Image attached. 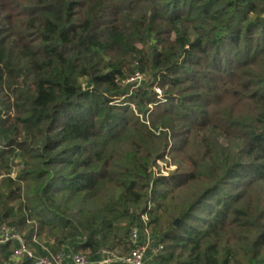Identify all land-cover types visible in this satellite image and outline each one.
I'll return each instance as SVG.
<instances>
[{
  "label": "trees",
  "instance_id": "trees-1",
  "mask_svg": "<svg viewBox=\"0 0 264 264\" xmlns=\"http://www.w3.org/2000/svg\"><path fill=\"white\" fill-rule=\"evenodd\" d=\"M0 178L38 255L264 264V0H0Z\"/></svg>",
  "mask_w": 264,
  "mask_h": 264
},
{
  "label": "built area",
  "instance_id": "built-area-1",
  "mask_svg": "<svg viewBox=\"0 0 264 264\" xmlns=\"http://www.w3.org/2000/svg\"><path fill=\"white\" fill-rule=\"evenodd\" d=\"M143 79L141 75H137L133 80ZM160 93V91H159ZM12 176H15L13 174ZM1 182V178H0ZM131 242L133 250L126 258H119L115 252L104 250L103 264H113L115 261H122L124 264H148L147 251L149 243L140 241V230L133 227L131 230ZM17 243L10 261L12 264H91L87 256L80 254H72L67 256L64 253H48L47 255H38L30 248L23 235L14 229L4 225L0 229V245Z\"/></svg>",
  "mask_w": 264,
  "mask_h": 264
},
{
  "label": "rangeland",
  "instance_id": "rangeland-1",
  "mask_svg": "<svg viewBox=\"0 0 264 264\" xmlns=\"http://www.w3.org/2000/svg\"><path fill=\"white\" fill-rule=\"evenodd\" d=\"M137 81L140 82L141 79H137ZM159 95H161V94L159 93ZM176 169H177V165L173 164V161L171 160V158L169 156V157L165 158L164 160H162L158 163L157 171L160 175H163L165 177H169L171 175V173L176 171ZM144 220H147V217H144Z\"/></svg>",
  "mask_w": 264,
  "mask_h": 264
}]
</instances>
